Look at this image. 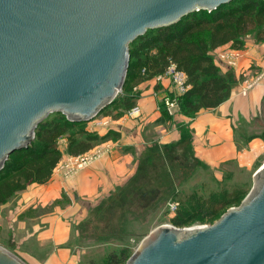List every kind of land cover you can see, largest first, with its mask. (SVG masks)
<instances>
[{
  "label": "water",
  "instance_id": "water-1",
  "mask_svg": "<svg viewBox=\"0 0 264 264\" xmlns=\"http://www.w3.org/2000/svg\"><path fill=\"white\" fill-rule=\"evenodd\" d=\"M230 1L0 0V170L50 113L88 122L110 106L139 35ZM146 238L125 264H264V162L214 223L160 225ZM0 264L28 263L0 244Z\"/></svg>",
  "mask_w": 264,
  "mask_h": 264
},
{
  "label": "crops",
  "instance_id": "crops-1",
  "mask_svg": "<svg viewBox=\"0 0 264 264\" xmlns=\"http://www.w3.org/2000/svg\"><path fill=\"white\" fill-rule=\"evenodd\" d=\"M228 48L239 53L235 64H227L216 57V52ZM212 54L221 70L235 79L233 93L228 100L216 108H203L193 116L182 113L177 100L174 105L165 106V113L160 107V100L174 94V87L168 78L159 79L155 75L134 83L133 88L139 92L137 102L142 107L141 115L135 118L118 117L114 115L117 110L109 112L110 107L106 110L110 115L102 113L86 124L89 131L100 135L106 134L109 129H118L115 137L108 138L110 149L106 154L71 176H65L58 163L47 182L32 183L19 194V205L11 210V218H8L11 222L19 221L22 238L47 239L44 241L54 243L69 240L68 232L61 236V240L58 238L56 230L62 226L60 222L78 223L83 220L101 199L125 186L151 154V149H156L157 157L164 156L166 159V150H173L177 162L192 164L198 160L212 168L233 160L245 167L256 162L264 151V139L247 137L245 142L243 125L248 126V122L261 113L264 101V41H257L248 35L244 48L236 49L227 43L214 49ZM248 85L251 87L247 88ZM105 117L109 118L108 123L99 124L98 121ZM61 143L59 148L63 157L69 154L68 143L67 140ZM187 152L190 156L189 153L186 156ZM60 198L66 200L63 205L56 204ZM57 212L69 220L60 218ZM63 227L67 228V225ZM45 258L48 261L46 264H76L79 255L70 249L55 247L53 253L45 255Z\"/></svg>",
  "mask_w": 264,
  "mask_h": 264
},
{
  "label": "trees",
  "instance_id": "trees-1",
  "mask_svg": "<svg viewBox=\"0 0 264 264\" xmlns=\"http://www.w3.org/2000/svg\"><path fill=\"white\" fill-rule=\"evenodd\" d=\"M248 35H252L257 41H264V0H232L212 11H192L175 23L148 29L129 43V68L123 89L127 87L129 80V89L132 90V83L163 72L169 59H172L186 72L191 84L187 92L178 97L180 111L193 116L203 108H216L231 97L235 79L221 70L212 51L227 43L233 48L242 49ZM137 96L134 91L123 101L116 96L110 107L117 110L116 115L120 116L136 103ZM160 107L167 113L163 101L160 102ZM53 113V116L39 122L29 147L10 154L0 170V205L25 190L29 184L45 183L51 178L62 158V151L57 144V138L62 134L68 138L67 152L72 155L83 153L96 142L116 136L113 130L100 135L86 129L84 122L71 121L63 112ZM247 137H264V131L261 135ZM155 150H150L146 166L156 165ZM166 151V158L176 159L171 152L173 150ZM158 158L165 159L164 156ZM195 162L200 164L198 160ZM183 164L191 165L188 162ZM142 184L135 185L144 186ZM180 192L181 190L175 189L172 194L179 201V208L172 218L176 226L189 225L190 220L197 216L215 220L230 205L239 204L243 196V192L237 187H221L206 194L193 190L180 196ZM128 256L127 248L112 250L101 262L91 259L88 264H121Z\"/></svg>",
  "mask_w": 264,
  "mask_h": 264
},
{
  "label": "rangeland",
  "instance_id": "rangeland-1",
  "mask_svg": "<svg viewBox=\"0 0 264 264\" xmlns=\"http://www.w3.org/2000/svg\"><path fill=\"white\" fill-rule=\"evenodd\" d=\"M229 51L230 48L216 52V57L219 58V55ZM225 63L229 64L226 60ZM129 86L130 80L127 87L122 88L118 93V100L123 101V99L129 98L133 91L137 92L138 100L139 92L137 88H132L131 90ZM249 87L251 86L248 85L247 88ZM174 94L170 96L166 95L160 101H163L166 106V99L173 97ZM137 100L134 105L139 104ZM109 107L104 109L98 116L102 113L106 114V116L110 115L106 111ZM128 109L118 117H125ZM112 110L114 109L109 110V112L112 113ZM53 114L52 112L48 116H53ZM116 114L117 111H115L114 115ZM113 117V119H116L115 116ZM88 122H84V124H88ZM248 123V126L243 125L245 142L247 136L261 135L264 131V101L259 116ZM113 131L118 132V129L113 128ZM60 138H62V141ZM261 138L264 139V137ZM66 140L68 143L67 136L62 134L57 138V144L60 145L62 144L61 142ZM108 142V139L101 140L96 142V145L92 148ZM171 152L175 154L174 151ZM188 156H190V153ZM166 159L157 157L155 159V167L146 166V159H144L143 164H141L142 166H139L140 168L137 173L126 182L125 186L117 188L116 191L101 199L83 220L78 223H75V221L60 222L62 226L56 230L58 238L61 240L63 234H67L68 232L69 235L70 233L69 240L65 239V242L62 243H54L49 240L44 241L47 239L37 240L36 238H31L27 240L22 238L21 229L18 228V225H20L19 221L15 220L11 222V219L8 218L11 210L19 205V194L22 191L16 193L6 205H0V244L16 253L28 264H46L48 261L45 255L53 253L55 247L57 249H70L74 254L77 252L79 260L76 264H88L91 259L101 262L108 252L112 250L119 251L123 248L128 249L129 258L155 228L166 223L173 224L172 218L176 213L170 212L168 203L172 199L178 200L172 195L175 189L181 190L179 195L183 196L185 193H191L193 190L206 194L211 190L221 187L228 189L237 187L239 191L243 192L241 201L239 204L230 205L222 214L229 208L240 205L254 187V174L264 162V151L259 154L256 162L249 167L241 166L234 160L223 162L219 167L212 168L202 163L197 164L193 160H190L193 163L189 166L181 163L182 161L177 162L171 157ZM186 160L189 161V158L187 157ZM139 183H143L142 185L144 186L138 187L135 185ZM65 201L64 198H60L56 201V204L63 205ZM56 214L60 218H63L62 213L57 212ZM219 218L211 220L208 218L202 219L197 216L190 220L191 224L186 226L212 224ZM63 219L69 220L67 217ZM64 224L65 226L67 225V228L63 227ZM62 227L63 229L59 232V229ZM33 257L38 258V260L41 259V262H43L39 263ZM128 258L121 264H125Z\"/></svg>",
  "mask_w": 264,
  "mask_h": 264
},
{
  "label": "built area",
  "instance_id": "built-area-1",
  "mask_svg": "<svg viewBox=\"0 0 264 264\" xmlns=\"http://www.w3.org/2000/svg\"><path fill=\"white\" fill-rule=\"evenodd\" d=\"M238 54H239L238 52L230 50L229 52H225L219 55V58L224 61L226 60L229 64H235ZM142 71L144 72L145 69L143 68ZM157 75L159 79L168 78L174 86V93H175L174 96L166 99V103L169 106L174 105L177 102L178 97L183 95L185 92H187V90L191 87V84L188 82L186 72L183 69L179 68L176 62L173 61L172 59H169V62L166 68L164 69V71ZM141 113H142L141 106L139 104H136L131 106L127 110L126 116L130 118H135L141 115ZM98 123L107 124L108 119L103 118L100 121H98ZM60 139L62 140V138ZM109 144H110L109 142L106 144H99L96 147L77 155H72V154L64 155L59 161V166L61 168L62 173L65 176H71L79 169L87 167L94 160L98 159L99 157L103 156L109 151L110 149ZM168 206L170 212L176 213L179 208V201L172 199L169 201Z\"/></svg>",
  "mask_w": 264,
  "mask_h": 264
},
{
  "label": "bare ground",
  "instance_id": "bare-ground-1",
  "mask_svg": "<svg viewBox=\"0 0 264 264\" xmlns=\"http://www.w3.org/2000/svg\"><path fill=\"white\" fill-rule=\"evenodd\" d=\"M161 226H167V224H163V225H161Z\"/></svg>",
  "mask_w": 264,
  "mask_h": 264
}]
</instances>
